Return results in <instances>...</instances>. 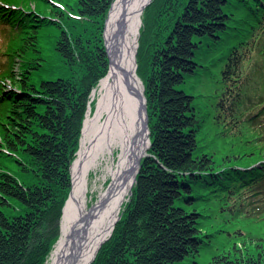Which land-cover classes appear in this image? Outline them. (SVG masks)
Returning <instances> with one entry per match:
<instances>
[{
    "label": "trees",
    "instance_id": "16d2710c",
    "mask_svg": "<svg viewBox=\"0 0 264 264\" xmlns=\"http://www.w3.org/2000/svg\"><path fill=\"white\" fill-rule=\"evenodd\" d=\"M113 0H0V264L60 235ZM150 147L89 264H264V0H151ZM232 218H236L231 222Z\"/></svg>",
    "mask_w": 264,
    "mask_h": 264
},
{
    "label": "bare ground",
    "instance_id": "6f19581e",
    "mask_svg": "<svg viewBox=\"0 0 264 264\" xmlns=\"http://www.w3.org/2000/svg\"><path fill=\"white\" fill-rule=\"evenodd\" d=\"M150 2L113 0L111 4L104 30L110 64L91 93L71 165L72 187L60 237L46 264H88L110 236L134 184L139 160L149 145L147 100L137 73L136 50L141 17ZM92 170L111 180L89 204Z\"/></svg>",
    "mask_w": 264,
    "mask_h": 264
},
{
    "label": "rangeland",
    "instance_id": "374dc122",
    "mask_svg": "<svg viewBox=\"0 0 264 264\" xmlns=\"http://www.w3.org/2000/svg\"><path fill=\"white\" fill-rule=\"evenodd\" d=\"M142 24V23H141ZM141 26V25H140ZM92 93V92H91ZM91 96V95H90ZM90 101V100H89ZM92 105H93V107H94V102L92 103ZM83 125H84V123H83ZM81 135H82V133H81ZM80 139H81V137H80ZM149 140H150V137H149ZM79 147H80V140H79V146H78V149H79ZM78 149H77V151H78ZM76 156H77V153H76ZM76 156H75V158H76ZM74 158V159H75ZM74 161V160H73ZM72 161V162H73ZM71 165H72V163H71ZM71 176H72V174H71ZM88 179H89V184H90V191L88 192V203L89 204H92L93 203V201H95L96 199H97V197H98V194H99V192H100V190H102L101 188H106L107 186H108V184L110 183V180H111V178L108 176L106 179L103 177V174L101 173V172H96L95 170H92L91 172H90V174H89V177H88ZM94 188V190H92ZM92 190V191H91ZM131 193V192H130ZM130 193H128L127 194V197L125 198V200H124V202L128 199V197H129V195H130ZM123 202V203H124ZM122 203V204H123ZM122 207V206H121ZM64 208V207H63ZM121 210V209H120ZM260 212H264V201H262L261 203H259V205H258V208H256V209H254L253 211H250V212H245V214H244V216H242L243 218H246V217H248V216H254V217H258L259 216V213ZM63 214V213H62ZM119 214H120V212H119ZM62 219V218H61ZM236 220V218H232L230 221L231 222H233V221H235ZM60 230H61V226H60ZM59 237H60V235H59ZM58 237V238H59ZM58 240V239H57ZM57 242V241H56ZM56 242H55V244H54V247H55V245H56ZM54 247H53V249H54ZM53 249H52V251H53ZM52 251H51V253H52ZM51 253H50V255H51ZM50 255L48 256V258H47V260H46V262H45V264L47 263V261L49 260V257H50ZM92 262V261H91ZM90 262V263H91Z\"/></svg>",
    "mask_w": 264,
    "mask_h": 264
},
{
    "label": "water",
    "instance_id": "95a60500",
    "mask_svg": "<svg viewBox=\"0 0 264 264\" xmlns=\"http://www.w3.org/2000/svg\"><path fill=\"white\" fill-rule=\"evenodd\" d=\"M104 39H105V36H104ZM105 45H106V43H105ZM137 47H138V46H137ZM136 52H137V50H136ZM109 63H110V57H109ZM136 65H137V63H136ZM145 100H146V98H145ZM145 105H146V101H145ZM146 114H147V127H148V134H149V126H148V122H149V121H148V118H149V116H148L147 105H146ZM150 144H151V142H150V140H149V145H148L147 149L150 147ZM146 154H147V150H146V152L144 153V155H146ZM144 155H143V156H144ZM140 161H141V158H140V160H139V164H138L137 172H138L139 167H140ZM137 172H136V174H137ZM135 179H136V175H135ZM135 179H134V181H135ZM130 192H131V191H130ZM118 218H119V215H118ZM118 218H117V219H118ZM113 228H114V226H113ZM113 228H112V229H113ZM106 239H107V238H106ZM97 250H98V249H97ZM97 250H96V253H97ZM96 253H95V255H96ZM95 255H94V257H95ZM94 257L92 258V260L94 259ZM92 260H91V261H92ZM91 261H90V262H91ZM90 262H89V263H90ZM89 263H88V264H89Z\"/></svg>",
    "mask_w": 264,
    "mask_h": 264
}]
</instances>
